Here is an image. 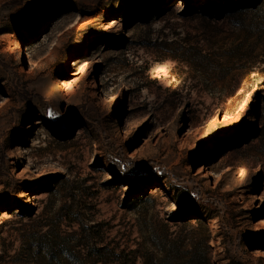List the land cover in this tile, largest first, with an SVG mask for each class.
I'll return each instance as SVG.
<instances>
[{
  "label": "rangeland",
  "instance_id": "374dc122",
  "mask_svg": "<svg viewBox=\"0 0 264 264\" xmlns=\"http://www.w3.org/2000/svg\"><path fill=\"white\" fill-rule=\"evenodd\" d=\"M258 2L0 0V264H264V46L206 67Z\"/></svg>",
  "mask_w": 264,
  "mask_h": 264
},
{
  "label": "trees",
  "instance_id": "16d2710c",
  "mask_svg": "<svg viewBox=\"0 0 264 264\" xmlns=\"http://www.w3.org/2000/svg\"><path fill=\"white\" fill-rule=\"evenodd\" d=\"M262 2L250 5L251 7H254V9H256L254 17L243 18L238 16L227 23V26L229 27H227L226 25L222 27L223 31L228 32L229 37H227L226 40L217 42L214 45V48L211 50V53L206 55L207 69L213 68L214 65H219L222 68H225L227 66V68L224 70L228 71L230 64L233 63L232 57L238 51L244 50L242 51V55H239V60L243 61L247 57L253 58L251 55L256 52L259 44H263L264 46V16L261 13L262 10L259 8V5H262ZM209 8L210 10H212V12L215 11V9H213L211 6ZM218 19H223V17H218ZM232 36L237 37L236 39L229 41ZM252 38H254V40H252ZM243 56L244 58L242 59ZM243 64L244 61L242 63V68H245V65ZM257 104L256 92H252L246 102L237 110L242 112L245 111L247 113H253L257 107ZM170 192L171 191H168L169 194H171ZM202 208L204 210L205 217L212 218L213 215L211 213V210L212 212L216 211V208L212 203L210 204V206L207 203L203 204ZM208 208L210 210H208Z\"/></svg>",
  "mask_w": 264,
  "mask_h": 264
},
{
  "label": "bare ground",
  "instance_id": "6f19581e",
  "mask_svg": "<svg viewBox=\"0 0 264 264\" xmlns=\"http://www.w3.org/2000/svg\"><path fill=\"white\" fill-rule=\"evenodd\" d=\"M193 1L196 3L198 2L207 3L209 0H193ZM214 1H218V0H214ZM113 3H116L115 6H117L118 8L121 7L120 9L123 11H127L129 9V3L132 4V2H129V1H120V2H113ZM118 8H117V11L115 12L116 14L119 12ZM75 13L76 11L74 9L65 11L61 13L62 16L59 19L71 21L73 19L72 17L76 16ZM77 22L78 21H76V23ZM28 55L30 57L29 53ZM75 65H76V62H75ZM61 81H62L60 85L61 89H59L58 91L66 90V88L69 86V81L66 80V78H62ZM203 81L205 80L203 79L200 80V82H203ZM243 91L247 92L246 96L244 99H240V96H241L240 93ZM250 95H251V90L249 89V80H248L246 73H244L240 77V92L239 93L212 94V93H207V92L201 93L196 90H192L191 97L189 98V100L193 102L196 101V105L194 107L198 109H205V107H207L208 110H212V109L222 110L225 107L226 103H229V104L235 103L237 105H243L246 102V100L250 97ZM220 131L221 129L217 127L212 133V136L216 137V141L222 134V133H219ZM80 132H82V130ZM216 143L217 142H215L214 145H216Z\"/></svg>",
  "mask_w": 264,
  "mask_h": 264
}]
</instances>
